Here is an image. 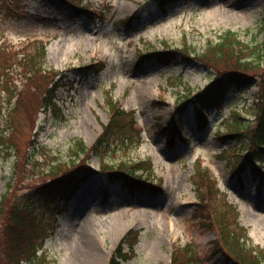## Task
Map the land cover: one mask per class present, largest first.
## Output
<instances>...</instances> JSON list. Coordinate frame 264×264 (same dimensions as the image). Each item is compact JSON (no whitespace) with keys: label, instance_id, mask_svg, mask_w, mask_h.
I'll return each instance as SVG.
<instances>
[{"label":"rangeland","instance_id":"rangeland-1","mask_svg":"<svg viewBox=\"0 0 264 264\" xmlns=\"http://www.w3.org/2000/svg\"><path fill=\"white\" fill-rule=\"evenodd\" d=\"M74 4L95 10L102 20L75 16L69 1L0 0V93L6 91L0 95V196L11 177L16 197L66 171L62 168L55 174L53 162L70 160L75 141L87 148L95 144L109 121V101L135 114V130L142 141L131 146L115 138L108 147L70 163V169L87 175L91 171L77 195L65 207L56 206V215L44 216L46 231L27 219L32 239L38 243L44 236L38 264H108L129 231L139 232L138 243L134 257L122 264H171L175 246L186 244L193 245L191 264H240L217 247L218 231L203 228L193 217L198 196L192 176L198 167L208 170L218 191L236 205L237 221L247 230V247L264 249V168L259 179L246 170L241 186L228 160L246 154V148L236 151L245 137L220 140L236 119L229 116L232 110L254 119L245 109L257 86L231 91L220 111L209 113L201 130L196 129L190 108L176 115L183 124L181 135L176 136L171 123L183 93L195 95L211 81L214 71L181 54L169 64H161L156 56L166 46L184 44L202 53L227 32L244 43L252 37L261 41L264 0H181L162 11L153 7L150 14L144 9L145 0H77ZM134 15L137 18L129 26L123 25ZM40 46L47 50L42 67L37 59ZM39 67L50 75L43 76ZM261 73V69L251 72L254 83ZM52 77L66 84L57 92L59 111L42 114L37 108ZM176 77L180 84H175ZM159 101L164 104L156 105ZM234 102L238 105L229 109ZM14 108L16 121L7 127ZM128 132L136 137L134 131ZM229 146L233 149L221 157ZM147 160L152 172L135 176L160 192L145 189L132 194L100 175L108 163L114 167ZM3 241L0 264H6ZM257 262L264 264V254L258 255Z\"/></svg>","mask_w":264,"mask_h":264},{"label":"trees","instance_id":"trees-1","mask_svg":"<svg viewBox=\"0 0 264 264\" xmlns=\"http://www.w3.org/2000/svg\"><path fill=\"white\" fill-rule=\"evenodd\" d=\"M69 1L75 16L86 17L89 20H102V17L95 10L85 6L75 5L77 0ZM144 9L148 14L151 13L153 7L162 8L165 4L175 0H145ZM133 18H128L123 25L129 26ZM259 33L262 34L261 41H256V37H252L249 43H244L239 39L238 35L232 32L225 33L220 41L216 44H209L202 53H196L195 49H191L184 44L181 47L166 46L165 51L157 53V60L161 64L176 63L177 54L183 55L186 60L197 59L205 66L210 67L214 71V77L201 90L195 91V95L183 93V99L179 100L177 105V113L181 112L187 103L193 105L197 116L208 111L217 102L224 99L231 91L241 90L249 86H257L258 91L252 106L247 112L254 116L253 120H249L244 116H235L234 123H230L227 133L220 136V140L228 141L231 139L245 137V141L237 148L236 151H242L246 148V154L239 155L233 161L228 160L231 165L232 176L240 179L242 173L249 170L251 175L258 177L262 174L263 157H264V24L260 26ZM255 42V43H253ZM40 52L37 55L40 67L45 62L47 50L45 46H40ZM36 65H32V70ZM39 67V68H40ZM256 69H261V79L254 83V76L251 74ZM101 71L97 69L95 73ZM43 76L50 75L46 70L40 68ZM33 73L30 72L29 75ZM38 78V77H37ZM36 78V79H37ZM63 79V78H62ZM177 80V82H175ZM173 82L180 84V78L176 77ZM172 84V83H171ZM62 80L52 77L50 86L45 89L42 94L39 106L37 108L42 114L59 111L57 103V92L65 87ZM6 91L0 93L5 95ZM181 103V104H180ZM110 116L108 123L104 126L102 134L98 137L95 144L87 148L80 141H75L73 145V155L70 160L64 162L55 160L53 172L60 173L62 168H66L60 175L55 176L51 181L46 182L20 196L14 195V177H11L6 185L5 192L0 196V239L4 240L6 264H38V252L42 246L44 236L36 243L32 239L29 231V221L33 222L42 230L46 231L47 223L44 216L56 215L59 209L65 207L81 189L84 183L91 176V171L87 175L83 170L70 169V163H75L82 155L90 156L96 153L98 148L104 145L109 146L115 138L124 139L127 145L136 146L141 141L139 131L135 130V114L127 113L120 108L117 102L109 101ZM16 109H10L11 117L7 120V127H12L16 121L14 114ZM173 113V117L176 116ZM180 114V113H179ZM29 115L30 114H26ZM239 117V118H238ZM32 119L33 117L30 116ZM198 118V117H197ZM245 121L240 123L239 121ZM21 127V124L14 127ZM182 125L180 120L173 121V130L177 133L181 131ZM20 130V129H19ZM129 131H134L136 137H133ZM240 148V149H239ZM232 146L226 147L221 152V157H226V153L232 150ZM31 158L30 151L28 157ZM29 160V159H27ZM152 172L151 162H138L133 164H120L118 166H109V163L100 171L101 175H105L107 180L111 182L119 181L124 189L129 192L135 190L142 191L149 189L152 192L158 188L146 186L141 177H136L138 172ZM193 183L198 196V206L194 211L193 217L198 220L203 228L208 230H217L220 234L218 246H222L229 255L240 264H257L258 255L264 254V249L259 247L250 248L246 245L247 230L240 226L237 217V207L235 204L226 199V195L219 192L217 182L212 180L210 173L205 168L198 167L192 176ZM105 193L109 194V187H106ZM6 219V220H5ZM139 232L129 231L120 241L118 246L113 250L112 256L108 264H122L134 257L135 246L138 243ZM193 245L175 246L171 264H191L194 260L192 251ZM215 251L211 248V253Z\"/></svg>","mask_w":264,"mask_h":264},{"label":"bare ground","instance_id":"bare-ground-1","mask_svg":"<svg viewBox=\"0 0 264 264\" xmlns=\"http://www.w3.org/2000/svg\"><path fill=\"white\" fill-rule=\"evenodd\" d=\"M223 6H225V7H226V6H227V4H223Z\"/></svg>","mask_w":264,"mask_h":264}]
</instances>
